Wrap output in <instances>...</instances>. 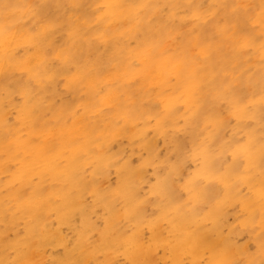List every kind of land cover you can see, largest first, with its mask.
Instances as JSON below:
<instances>
[{
    "label": "bare ground",
    "instance_id": "obj_1",
    "mask_svg": "<svg viewBox=\"0 0 264 264\" xmlns=\"http://www.w3.org/2000/svg\"><path fill=\"white\" fill-rule=\"evenodd\" d=\"M46 1L49 3L50 0ZM73 1L79 9L87 2V0ZM93 1H96V6L102 9L96 19L105 27L99 35L96 34V39L103 41L107 50L99 53L95 60L85 59L84 52H81L84 58L70 52L62 55L64 67L70 63H74L77 67L75 74L68 75V84L76 88H86L88 95H93L99 88L102 89L101 85L105 82H116L117 86L110 88L105 95L92 102L91 100L83 102V115L74 117L71 122L64 120L67 114L60 113L58 116V112L53 115L52 122L44 121L42 113L53 105L42 106L43 97L39 95L40 91L23 86L19 91L24 98V104L18 111L16 117L18 124L14 127L8 124L7 114L14 106L11 97L14 98L15 94L11 96V91H14V88L17 90V85L13 88L8 86L9 83L7 84L6 98H2V93L0 94V177L4 174L8 176L5 181H0V226L4 224L8 230L18 233L17 228L21 222L24 221L26 224L25 236L14 239L9 238L10 232L7 229H0V264H38L36 258L40 250L47 246L67 245L58 226L54 227V221L51 219L53 213L58 217H66L67 222L76 214L81 218V225L76 228L77 238L73 246L66 248L63 257H56L54 264H91V262L117 264L116 259L120 255L128 259L131 264H157L156 249L159 246L167 250V257L172 260V264H184L185 258L190 259V264H202L206 251L210 252V256L205 264H236L237 259L241 260L242 264H262L260 257L264 256V239L261 240L260 235L264 234V79L260 77L258 85L254 82L256 92L246 101L242 91L236 90L232 84L223 85L219 82L218 76L221 77L219 72L222 68L236 67L241 53L249 46L259 54V64L263 67L264 38L258 41L257 34H251L235 41L234 57L236 58H233L235 60L225 58L224 54H221L224 60L217 69L212 57L214 47L203 41V36L206 34L203 27L206 15L201 9L199 0H184L183 5L179 0L167 1L171 8V17L180 15L182 18L195 19V26L189 28L185 43L179 44L172 53L169 52L167 41L163 39L171 35V31L166 30L168 33L162 36L158 34V30H155V25L148 20L151 14L160 11L154 0H92L91 2ZM216 1L227 2V0H214ZM258 4L261 5V10L250 20L258 24L264 34V0H258ZM47 5L43 3L42 7ZM187 10L190 12L186 13ZM38 11L43 13L40 9L36 13ZM214 12L215 10L212 11ZM82 13L77 17L72 15L69 19L70 34L73 39L85 38L95 33L91 26L92 22L88 23L89 19H86L85 14ZM20 16L18 9H10L9 15L6 16L0 7V77H4L6 71L8 74L10 71L11 74V69H19L26 71V75L28 72L33 78L34 75L39 78H35L34 81L41 83L40 75L43 74L46 75L45 79L49 80V83L53 82L59 72L49 68L42 69V64H44L45 41L50 38L56 26L52 24L39 33L27 29L26 32L21 33L19 27L15 25L19 19L21 20ZM211 21L210 19L208 23ZM12 24L13 29L10 27ZM84 24L88 26H83ZM226 27L220 30L224 37L235 38L238 29L233 27L232 31H227ZM196 30L198 33L192 36ZM136 32L141 33V39L137 40ZM93 42L95 44V40ZM22 45H34L36 52L24 54L23 57L21 56L23 59L19 58L17 51ZM192 46L199 48L205 57V61L200 65L193 63L192 55L189 53ZM193 54L196 53L193 51ZM246 54L242 55L246 61L240 70L242 75L247 74L250 68ZM111 60L114 65L108 70ZM135 62L139 65H135ZM10 74L8 77H11ZM12 78L16 79V77ZM136 78L141 81L140 85L137 83L141 99L155 98L162 103L163 113L158 114L157 132L164 133L167 126L176 128L179 117L183 116L188 132L192 136L190 157L194 160L201 159L198 170L185 184L187 201L179 200L178 196L181 194L177 195L176 187L169 178L159 180L153 192L159 194L164 202L159 204L161 214L157 219L148 217L146 212L148 200L141 195L135 178L137 171L130 163L125 162L119 170L117 189L106 191L101 183V178L107 177V170L116 161L117 154L109 149L113 140L128 133V129L132 128L133 122L140 113L131 107L133 103H127L119 109L120 115L126 118L124 125L117 127L109 123L106 128L101 129L99 121L88 120L89 113L93 109L98 110L105 104L119 105L120 92L127 93L130 87L127 88L125 85ZM245 80L247 87L253 86L250 75H246ZM46 86L43 85L45 88ZM154 87H157L156 92H153ZM128 99L130 97L126 98ZM222 101L228 104L225 116L218 109V104ZM182 104L185 105L186 111L179 114L178 109ZM73 108L75 106L70 105L64 108V111ZM75 114L76 111L73 112V115ZM116 114L112 115L111 120ZM229 116L235 117L238 124L231 138L226 139L223 131L228 126ZM248 121H252L253 125H248ZM11 130L12 136L8 140L4 139ZM238 133L244 136V141L241 143L237 141ZM136 136V133L130 134L131 138ZM139 137L143 146L152 150L153 144L146 138V132L141 131ZM154 138L157 139V136ZM176 148L181 161L189 157L187 154L185 156L181 143L176 142ZM228 153L233 158L231 163L224 162ZM12 165H15V168H12ZM88 165L94 168L86 173ZM110 170L108 173L111 172ZM145 173L144 169L140 170V176ZM204 180L222 184L225 189L223 197L217 198L216 195L215 202L214 196L217 190H214L212 185H203ZM245 186L248 188L247 194L243 193ZM88 193L105 207V226L102 229L97 227L96 220L95 222L92 220L94 207L86 201ZM119 198L125 204L124 212L116 207V200ZM204 203L209 205L208 210H203L201 207ZM236 203L240 204L245 213V217L239 223L241 229L252 233L257 240L256 254L247 253V249L239 246L224 232L227 208ZM122 220L131 221L136 230L130 233ZM164 220L169 222L168 230H165L160 223ZM207 221L212 222L211 227L207 226ZM145 226L151 230L152 237L149 242L144 240L142 234ZM227 227L230 233H236L234 226ZM94 232L99 233V239L92 242L90 238ZM100 255H103V259H100Z\"/></svg>",
    "mask_w": 264,
    "mask_h": 264
},
{
    "label": "rangeland",
    "instance_id": "obj_2",
    "mask_svg": "<svg viewBox=\"0 0 264 264\" xmlns=\"http://www.w3.org/2000/svg\"><path fill=\"white\" fill-rule=\"evenodd\" d=\"M91 1L92 0H89L88 2L87 0L88 3L86 2V4L81 5L82 7L80 6L81 8L79 9L78 7L75 6V3L73 0H59V1L50 0L49 1L50 4L46 0H30V1L29 0H0V5H1L0 7H2L3 12L6 16L9 15L10 9L20 10L21 20L19 19L18 23L15 25L19 27L21 33L26 32L25 31L26 29L34 33H39L41 30H43L46 27H49L52 24L56 26L54 32L50 35V38H48V40L45 41L46 44L43 47V54H44L43 63L44 64H42V69L49 68V69L56 70L59 72L57 78L54 80L55 82L53 81L49 83L48 82L49 80L45 79L46 75H43V74L40 75L41 83L37 80L34 81L35 78L36 79H39V78H37L35 75L33 78L32 74L27 72V74L29 75V78H28V75L25 74L26 71H23V70L19 71V69L18 70L11 69V72L13 73V74L12 73L10 74V71H9V74L11 77H8L9 74L7 73V71L4 77L2 78L0 77V81H2L0 82L1 83L0 84L1 85L0 94L2 93L1 95L2 98L7 97L6 89L8 86L14 88L15 85H17L16 88H18L17 90L14 88V91H11V96H14L15 94L14 98L11 97L13 101L11 103L14 106H12L13 108L9 110L10 112H8L7 114L9 116L8 124L11 127H14L18 124L16 117L18 115V111L20 110V108H22L24 104V98L22 97L19 91V89H21V87L23 86H26L29 89H33L34 91L36 90L40 91L39 95L43 97L42 106L46 107L49 104L53 105L51 106V108L45 109L44 112L42 113V119L44 121L47 120L50 122L53 121L52 117L57 112H58V116L60 113H62V115L67 114L64 120L66 119V121L71 122L74 119V117L83 115V112H84V108L82 106L83 102L87 100L88 101L91 100L92 102L95 99L100 98L101 96L105 95L109 91L110 88L117 86L116 82H105L104 83L105 85L104 84L101 85V88L102 89L104 88L103 90L99 88V90L97 92H94L93 95H88L86 88H76L75 86H70L68 84V79H67L68 75L75 74L77 72V67L74 63H70L67 67L66 66L64 67V63L62 61L63 60L62 55L70 52L74 55H77V57L80 55L82 58H84L81 54V52H84L85 59L95 60L98 57L99 53H104L107 50L106 44L103 41L101 40L98 41L96 39L97 35H99L103 30H105L104 25L98 22L96 19L97 15L102 11V9L100 6H96V1H93V2ZM167 1L168 0H157V1L154 0L153 1L154 4L156 5L158 9H160V11L157 13L151 14L150 17H148V20L152 24L155 25V30H158V34H162V36H166L165 35L166 32L168 33V31L166 30L171 31V35L163 39L167 41L166 44L169 49V52L172 53L174 52V50L179 44L185 43L188 37L189 28H191V26L193 27L195 26V19L190 18V17L182 18L180 15H175L171 17L170 16L171 8H170V5L167 3ZM204 2H206V4ZM43 3L46 5L47 4L49 5H47L46 7H42ZM179 3L183 5L184 0H179ZM199 3L201 6V9L205 12V15H206V19L203 23V27L205 28L204 30H206V34L203 36L204 38L203 41L208 44H211V46L214 47L213 52H212V57H213V64L216 67H218L217 69H219V64L223 62L224 60L221 54H224L225 58H231V60L233 61L235 60L233 59V58H236L234 57V54H235L234 45L236 43L235 41L241 40L242 37H244L245 35L249 36L251 34H254V35L257 34L256 39L258 41H262V39L264 38V34L262 33L260 26H258V24H254L253 21L251 22L250 20L252 16L254 17V15L261 10V5L258 4V0L257 1L256 0H227V2H222V3L219 1L214 2V0H204V1L199 0ZM90 5L92 8L90 7ZM28 7H30L29 10H28ZM39 9L42 10L43 13L39 11L38 13H36V11ZM75 10L77 11L75 12ZM213 10H215L214 13H212ZM58 12L59 14L57 15ZM188 12H190V10L186 11V13ZM81 13L85 14L86 19L87 18L89 19L88 23L92 22L91 26L93 30L95 31V33L91 35H87L85 38L82 37L83 39L82 38L73 39L70 34L69 19L71 18L72 15H74V17L75 16L77 17ZM53 15H55V17ZM210 19L212 20L211 21L212 24H214L213 26L211 22L208 23ZM173 20L176 22H174ZM184 23L186 24V27ZM190 23L191 24L193 23V24L191 25ZM240 23H243V25ZM165 24L167 25L165 26ZM83 26L87 27L88 25L84 24ZM242 26H245V28H243ZM10 27L11 29H13L14 28L13 24ZM225 27L228 28L227 31H232L233 27H236L238 29L237 33L234 35L235 38L224 37V34L220 30L223 28L225 29ZM211 28H214V29L211 30ZM136 33H137V37H136L137 40L141 39L142 38L141 33L140 32H136ZM197 33H198V30H196L192 34V36L196 35ZM168 38H170L169 39L171 41L170 43H169V40H167ZM90 39H93V40H90ZM94 40H95V44H93ZM90 46L93 47L94 49L91 48ZM23 47H25L26 49H24ZM88 47L91 49L89 50ZM192 47L190 48L189 53L192 55L193 63L198 64V65L202 64L205 61V57L200 52L199 48L194 46L192 50ZM249 47L246 48L243 51V53H241L240 58L238 59L239 64H237L236 67H231V66L224 67L219 72L222 78L220 77V75L218 76L219 82H221L223 85L232 84V86L236 90L240 92L242 91L245 94L244 100L246 101L249 100L251 95H253L256 92L254 82L258 85L260 81V77L264 79V66L262 67V65L259 64V59H260L258 57L259 54L255 51V49L252 46H249ZM228 48L230 49L226 50ZM193 51L196 54H193ZM31 52L32 53L36 52V46L34 45L23 46L22 45L19 47L17 51V55L20 58L21 56L23 57L24 54L28 55ZM245 53H247L246 56L249 58V60L247 61V64H249L248 68L249 67L250 68L248 69L247 74L242 75L240 70L246 64V61L242 55L243 54L245 55ZM112 60L114 61V59ZM112 60L109 62V65L107 67L108 70H111L114 65ZM135 65L138 66L139 64L135 62ZM256 65H258V67ZM260 70H263V71H260ZM16 74L18 76H16ZM6 75L7 77H5ZM246 75L251 76V81L253 82L251 84H253V86H248V87L246 86V82H245ZM227 76H229V78ZM12 77L14 78L16 77V79L14 80ZM237 77L240 79H238ZM4 78L5 80L3 81ZM3 83H4V86H3ZM8 83L9 85L7 86ZM12 83L14 86L12 85ZM33 83L35 84V86ZM137 83L139 85L141 83L139 78L131 79L129 82H127L125 87L127 88L130 87L129 88L130 90H128L127 93L123 91L120 92L119 100L121 101L119 105L105 104L99 107L98 110L93 109L89 113L90 115L88 117V120L99 121L101 124V129L106 128V126L109 123L117 127L124 125L126 118L123 115H120L121 110L119 109L123 108L125 104L127 103H130V104L133 103L131 107L140 113L136 121L133 122L132 128L128 129L127 132L129 134L126 133L124 135H120L119 137H117L118 139L116 138L115 140H113V142L115 143L112 142L109 149L111 152L117 154L116 161L114 165L111 166L107 170V177L101 178V183H102L103 188L106 191L107 190L112 191V190L117 189L119 185V170L124 166L125 162L130 163L131 166L135 168V170L137 171L135 178H136V183L140 187L141 195L148 200L146 203V212L148 214V217L157 219L159 218L161 214V208L159 207V204L164 202L163 198L159 194H156L153 192V189L156 187L159 180L162 178H169L172 181V184L176 187L177 195L181 194L180 196H178L179 200L182 202H185L188 199V193L185 189V184L198 170L199 162L201 161V159L194 160L193 158L190 157V154L192 152V138H191L192 136L188 132V127L186 125L187 123L183 116L179 117L176 128L167 126L165 128L166 130L164 133L159 134L157 132L156 128H157L158 114L163 113L162 103L158 102V100H156L155 98L154 100L141 99L140 93L137 90V88L139 87ZM43 85L44 86L48 85V86H46L45 88L43 87ZM156 90H157V87H154L153 92H156ZM248 92H249V95H248ZM71 93L74 95H72ZM16 95L18 96L16 97ZM127 97H130V99L126 100ZM56 98H57V101H56ZM138 104H142V105H138ZM156 104L159 106L157 107ZM70 105L75 106V108H73V110L68 109V111L65 112L64 108ZM141 107L142 109H140ZM227 108H228V104L225 101H222L218 104V109L223 113L224 116L227 114L226 113ZM74 111H76L75 115H73ZM185 111H186V107L185 105L182 104L179 107L178 112L179 114H182V113H185ZM113 114H116V116L113 118V120H111ZM227 121H228V126L226 127V129H224L223 136L226 139H230L231 136L234 134V128L237 127L238 123H237V119L232 116L227 117ZM247 124L252 126L253 122L248 121ZM141 131H145L146 138L152 141V144H153L152 150L143 146L141 139L139 137V133ZM131 133H136L137 136L134 138H131L130 137ZM11 136H12V130L10 132H7V134L4 136V139L8 140ZM156 136H157V139L154 138ZM236 136H237L238 142L241 143L244 141V136L242 133H238L236 134ZM122 139H124V141ZM155 139H156V143H155ZM176 142H179L183 145L185 156L186 154L189 155V157L187 156V158L184 161H181V156L179 155L177 148H176ZM232 161H233V158L230 153L225 155L224 162L231 163ZM12 168H15V165H12ZM93 168L94 166L88 165L86 168L87 169L86 173L91 172ZM139 168H142L140 169L141 171L143 169L144 171H146L144 175H141L143 176L142 178L140 176ZM109 170L111 172L108 173ZM141 174H143V172ZM7 178L8 176L4 174V176L0 177V181L1 180L5 181ZM219 184L220 183H217V182L210 183L206 180L203 181V185H206V186L212 185L214 187V190H217L214 196L215 202H216V195H217V198H222L225 193L224 186L220 184V187H219ZM243 193L244 194L248 193V188L246 186L243 187ZM150 199H151V202H149ZM86 201L89 205L94 207V212L92 214L93 216L92 220L94 222L96 220L97 222H95V224L97 225L99 229H102L105 226V219H104L105 207L99 202H96L94 196L90 193L87 194ZM116 207L121 212H124L125 204L122 199L119 198L116 200ZM201 207L203 208V210L209 209V205L205 203L204 205L202 204ZM227 209H228V212H227L226 219H225L226 226L224 228V232L227 235H230L232 240L236 241L239 246H242V248L247 249V253L256 254L258 250V245H257V240L255 239V236L249 231L241 229V225L239 224L240 221L243 220V218L245 217V213L243 212L240 204L238 203L232 204L228 206ZM51 217H52L51 219L54 221V227L58 226L67 245L61 244L58 246H47L43 250H40L39 253H37V258H36L38 264H43L44 261H45L44 264H54V259L56 257L58 258L63 257L66 254V248L67 247L71 248L73 246L74 241L77 238L76 228H78L81 225V218L78 214L72 216L69 222H67L66 217H58L56 213H53ZM122 223L125 225L126 230H128L130 233L136 230L131 221L122 220ZM160 223L165 230H168L170 228L168 221L164 220V221H161ZM229 225L235 227L236 233L235 232L230 233L227 227ZM207 226L211 227L212 222L207 221ZM0 229L2 230L7 229V231L10 232L9 234L10 239H14L16 237H23L26 234V224L24 221H22L21 224L18 226L17 228L18 233H16L13 230H8V228H5L4 224L0 226ZM142 234L146 242H149V240H151L152 234L148 226H145V230L143 229ZM98 239H99V233L94 232L91 235L90 240L92 242H95V241H98ZM260 239L261 240L264 239L263 233L260 235ZM166 252L167 250L163 246H159L156 249L157 264H172V260L169 257H167L168 252L167 254H165ZM209 256H210V252L206 251L204 254V258L202 260V264H205L208 262ZM262 257H263V260H262ZM262 257H260V260H261V263L264 264V256ZM100 259H103V255H100ZM116 262L117 264H131V262L128 259H126L123 255H120L118 259H116ZM91 264L93 263L91 262ZM184 264H190V259L185 258ZM236 264H242V261L237 259Z\"/></svg>",
    "mask_w": 264,
    "mask_h": 264
}]
</instances>
